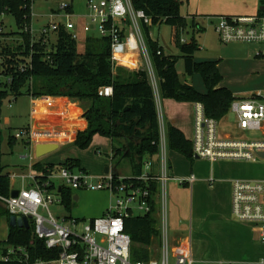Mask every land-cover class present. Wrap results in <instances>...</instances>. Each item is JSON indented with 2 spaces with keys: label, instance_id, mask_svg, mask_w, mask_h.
<instances>
[{
  "label": "built area",
  "instance_id": "1",
  "mask_svg": "<svg viewBox=\"0 0 264 264\" xmlns=\"http://www.w3.org/2000/svg\"><path fill=\"white\" fill-rule=\"evenodd\" d=\"M38 0H30L22 8L29 10L24 15V24L18 31H7L5 22L0 23V92L10 93L13 86V55L7 54L3 49L10 46H24L23 36L20 32L30 36V53L22 57L24 63L19 70L26 73L32 69L31 60L35 46L43 48L50 54L55 51L61 29L68 32L73 40H78L80 32L97 35L111 40V60L115 65L119 60H125L132 67L133 59L140 60L144 70L152 78L153 87L157 88V80L152 65L149 48L146 41L145 27L151 29L152 21L142 11L134 9L131 0H87V13L78 18L85 20L83 25L74 22L72 17L75 12H68L73 6L72 0H58L59 10L53 16L65 13V22H50L37 29L33 22V7ZM13 16L1 13L0 17ZM16 23V22H15ZM17 25V24H16ZM18 27V26H17ZM150 29V37L154 39ZM214 29L223 44H264V17L257 16H220L214 24ZM15 33V34H13ZM16 38V41H15ZM54 38L56 41L54 42ZM156 41V40H155ZM160 54V53H159ZM4 73V74H3ZM9 73V74H8ZM11 94V93H10ZM105 97L113 95V89H103ZM13 98L9 95L6 99H0V157L2 160L3 137V103ZM46 97H31L34 106L38 101ZM231 112L236 116L238 130L243 133H251L234 138L230 135H222L219 132V123L209 119L205 114V107L201 103H195V134L193 143L194 157L202 160H237L245 162H264L261 154H264V93L259 92L248 98L237 99L231 106ZM259 133L260 135H258ZM16 142L21 141L30 150L29 173H18L2 169L0 161V178L7 176L10 181V194L0 193V204L12 215L27 217L33 226L34 236L44 241L48 250L55 255L52 259H39L30 261L25 248H19L9 252L3 260H9L12 254L20 253L24 257L25 264H196L191 245L186 244L176 251L169 244V228L167 215L164 210L163 230L161 229L160 255L149 262H134L131 258L132 240L125 231V219L133 216L146 215L152 211L151 188L148 183L155 178L143 174L139 180V186L123 183L125 177H116L113 172L97 179L91 178L87 172L73 170L67 166H60V178L64 182L58 185L54 179V170L34 174L32 169L38 161L36 146L39 144L61 145L73 141L71 134L61 132L55 128L44 130L30 126L20 129L15 135L7 137ZM50 141V142H47ZM167 148L165 134H161L160 149L165 154ZM25 159L27 156L24 157ZM151 166L146 165L147 169ZM162 176L159 181L167 182L169 177L168 163L165 160L162 166ZM19 171V170H18ZM181 185H191L195 176L180 179ZM20 183V187L17 184ZM71 191L94 190L108 191L117 196L114 208H108L103 215L89 220L73 218L72 215H60L52 211V206L60 210L66 209L62 189ZM17 191L18 195L13 196ZM163 207L167 211L166 197ZM232 218L238 223L248 224L257 235L258 240L264 244V179L256 181H234L232 189ZM251 264H264V258Z\"/></svg>",
  "mask_w": 264,
  "mask_h": 264
},
{
  "label": "trees",
  "instance_id": "2",
  "mask_svg": "<svg viewBox=\"0 0 264 264\" xmlns=\"http://www.w3.org/2000/svg\"><path fill=\"white\" fill-rule=\"evenodd\" d=\"M30 0H0V14L7 13L13 16L18 29H22L24 15L29 10L22 7ZM73 1V0H72ZM134 9L142 11L152 21V27L161 25L173 29V40L180 51V56L166 55L158 41L150 37V27L144 31L149 48L152 65L158 78L160 94L163 99H173L179 102L201 103L205 107V114L209 119L221 123L229 115L232 104L238 99L232 91L221 87L223 75L218 62L197 63L195 53L199 50V43L195 35L187 42L182 41V33L190 26L192 29L199 25L196 18L189 24L181 14V8L188 0H131ZM258 15L264 17V0H258ZM71 6L68 12H73ZM202 31V30H200ZM85 46L78 49V40L61 29L58 44L47 60V53L43 48L35 46L31 60L32 69L26 73L19 70L24 63L22 57H27L32 48L30 36L20 32L25 45L4 47L7 54L13 55V86L10 93L0 92V99L9 95L18 98L23 94L30 97H67L85 104L84 117L88 127L80 131L73 145L80 149H87L94 137L99 135L112 142V163L120 164L127 161L130 176L125 177L123 183L139 186L146 165L150 158L160 153L161 130L157 114L154 90L148 73L144 70L140 60H132L134 67L125 60H119L114 65L111 60V40L97 35L82 32ZM15 34V33H13ZM160 53V54H159ZM184 61L185 77L193 78L196 72L200 73L206 86V93H199L191 83L181 82L176 68L178 61ZM4 74V73H3ZM9 74V73H8ZM1 76V70H0ZM111 87L113 95L105 97L103 89ZM10 139V147L16 145ZM167 146L170 151L177 152L189 161L194 162L193 143L184 133L175 126L167 129ZM1 161V157H0ZM2 162V161H1ZM61 166L73 170L85 171L79 160L68 159ZM2 169L4 166H1ZM56 166L38 162L34 168L47 172ZM5 168V167H4ZM114 176L120 177L117 171ZM151 180L152 211L146 215L133 216L125 219V231L132 240L131 258L134 262H149L150 248L155 241L161 246V230L157 218V196L159 195L158 177L148 174ZM0 193L10 194V181L7 176L0 178ZM64 205L69 214L72 213L75 202V193L70 189H62ZM12 215L0 204V219H8ZM33 226L29 228H12L6 242L0 241V250L3 256L9 253L6 246L17 250L25 248L30 261L52 259L54 253L48 250L44 241L34 236ZM3 257V258H4ZM0 264H25L24 257L12 254L9 260L0 259Z\"/></svg>",
  "mask_w": 264,
  "mask_h": 264
},
{
  "label": "rangeland",
  "instance_id": "3",
  "mask_svg": "<svg viewBox=\"0 0 264 264\" xmlns=\"http://www.w3.org/2000/svg\"><path fill=\"white\" fill-rule=\"evenodd\" d=\"M225 0H188L181 8V14L186 18L189 24L192 23L193 16L202 14V11L207 13L208 10H221ZM73 10L75 12L72 17L73 21L80 26L86 22L85 20L78 18L79 15L87 13V0H73ZM60 2L58 0H38L33 7V22L35 29L46 25L50 22H65V13L60 12L59 16H53L56 11L59 10ZM220 16H204L203 23L204 31L200 32L202 26H197L192 29L190 26L181 35L182 41H189L193 35H195L200 45L199 50L195 53V61L197 63L204 62H219L221 66L220 72L224 77L223 85L228 87L235 95L243 94H258L264 93V87L257 86L252 81V77H248L247 74L240 70L236 62L231 63L230 56H221L218 44H223L218 34L214 29V24ZM5 22L7 31H18V27L15 20L10 17H0V23ZM154 39L159 42V45L164 49L166 55L180 56V51L176 47L173 41V29L166 25L153 27L151 29ZM86 36L80 32L78 39V49L82 50L85 46ZM16 41V38H15ZM56 38H54V42ZM229 45V44H228ZM250 45V44H249ZM255 45V44H252ZM176 68L180 72L179 79L181 82L186 81L184 61L180 59L176 65ZM156 77V74H155ZM149 79L152 84V78L149 75ZM156 79H158L156 77ZM187 81L192 84L194 89L199 93H206V86L200 73L196 72L193 78H188ZM158 82V80H157ZM156 92L158 89L153 87ZM263 89V90H261ZM259 90V91H258ZM261 90V91H260ZM158 95L156 94V98ZM160 98H158V101ZM173 100V99H170ZM177 103H191V102H179ZM161 105V102L159 101ZM192 113L188 115V119L193 124V134L189 140L194 141L195 134V104L191 103ZM33 105L31 103V97L23 94L18 98L7 99L3 103L2 118H3V137H2V164L6 167L7 171L15 172L18 166H30L32 161L30 159V150L21 141H18L14 147H10L7 141V137L15 135L20 129L28 127L31 119V111ZM236 116L230 111L229 115L219 124V132L222 135H230L234 138L247 135L249 137L251 133H243L236 128ZM260 135L259 133H257ZM98 138V139H97ZM96 140L87 149H80L75 145L68 147H60L57 150H53L48 156H43V160H48L49 163L55 165L54 179L58 185L64 184L61 180L59 168L61 164L68 158H77L82 163V168L85 172L93 178L97 179L105 174L106 167H116L122 174H130V166L127 161H121L119 165L112 163V148L104 145L98 146L101 137H97ZM104 140V139H103ZM22 156H27L26 159H22ZM67 157V158H66ZM159 158L162 164L159 167L158 175L162 176L163 162L168 161V171L171 177L167 182L160 181L159 197L157 205V218L159 220V228L163 230L164 210L167 219L169 216V239L173 237V233L176 229L188 230L194 228V250L198 251L202 261H197L196 264H217V261H222L224 264H249V262H258L255 257H249L247 262L240 260H224L222 257V249L224 244L220 241L211 238L208 233L209 230L220 229L221 219L224 215L228 214V209L232 205V189L234 181H256L264 179V162H245L237 160H216L214 162L210 160H195L192 165L183 155L170 151L169 148L166 151V155L162 152L159 153ZM171 165V168L169 166ZM147 171V170H146ZM18 173H21L17 170ZM245 175H243V174ZM191 174H194L198 181L190 188L181 185L180 179H187ZM210 181L212 187H210ZM20 187V183L17 184ZM79 196V201H75L73 204L72 217L89 220L92 218L100 217L101 209L107 204L106 209L114 208L117 203V196L110 194L108 191H94V190H79L74 192ZM166 197V205L163 207V201ZM52 211L59 212L60 215H69L66 209L60 210L55 206H52ZM194 215V227L190 224V216ZM191 225V226H190ZM8 219H0V241L6 242L9 233ZM193 234V231H192ZM200 239L209 241V247L206 248L200 242ZM159 241H155L150 248V260L155 259L160 255L161 246ZM173 244V242H171ZM9 252L13 251V248L6 246ZM170 254L173 255L170 246ZM3 250H0V259H3ZM220 263V262H218ZM172 264H174L172 260Z\"/></svg>",
  "mask_w": 264,
  "mask_h": 264
},
{
  "label": "crops",
  "instance_id": "4",
  "mask_svg": "<svg viewBox=\"0 0 264 264\" xmlns=\"http://www.w3.org/2000/svg\"><path fill=\"white\" fill-rule=\"evenodd\" d=\"M258 10H259L258 0H225L222 5L221 10H208L206 11L207 13L202 11V14L193 16V18H196V21L199 24L200 21L203 23L204 18L202 17L204 16H257ZM199 26H202V25L199 24L198 27ZM200 30L204 31V27L202 26ZM218 47L220 49L221 56L229 55L231 63L236 62L240 70H242V72L247 74L248 77L249 76L252 77V81L255 84H257V86L264 87V44H255V45L250 44L249 45V44L233 43L229 45L228 44L226 45L218 44ZM218 67L220 70L221 66L219 64H218ZM178 74L181 75L179 71H178ZM223 81H224V77H223ZM222 83L220 86L226 87ZM157 89L158 90L156 92L154 91V95H155L157 114H158V119H159V124H160V130H161L160 133L165 134L166 143H167V129L170 125L175 126L178 129H180L184 133L186 138L189 140V138H191L193 134V124H192V121L188 119L189 113L190 112L192 113V109L190 108L192 104L191 103H177V102H174V100L163 99L160 94L159 82H157ZM156 94L158 95L157 97L160 98L159 101L161 102V105L159 104L158 98H156ZM233 95L236 98L241 99V98L251 97L255 95V93L243 94V95H235L233 93ZM84 106L85 104L80 103L76 100L67 98V97H46L43 101L41 102L38 101L35 104L34 106L35 113L32 114V111H31V115H30L31 119H30V123L28 127L34 126L35 128H44V130L55 128L61 132L71 134L74 137L73 141L69 143L65 142L59 145V148L68 147L70 145H73V143L75 142L77 138L78 133L80 131H84L88 127V122L86 118L84 117V113H85ZM97 137H101V136L99 135L95 136L94 140H96ZM99 140L102 142H99L98 146L100 145V143L101 145H104L103 144V141H104L105 146H110V148H112L111 140L105 137H101L99 138ZM47 142H50V141H47ZM167 149H168V146L166 148V151ZM166 151H165V155H166ZM48 155L49 154L45 156H48ZM24 157L25 156H22L21 158L25 159ZM43 159L44 158H38V161L36 162V164L38 162L52 164V163H49L48 160L44 161ZM68 159H77V158L68 157L62 164H64ZM149 160H150L149 163L151 164V166L149 169L145 167L144 173L151 174L153 176L160 174L159 167H160V164L162 163L160 161L159 154L155 155ZM195 160H202V159L194 157V162H191L189 160L188 161L191 162L193 165L195 163ZM81 166H82V163H81ZM169 166L171 168L170 164ZM29 167L30 166H18L16 167V170L29 173L30 172ZM109 169H110V172L117 171V173H119L121 176L131 175V173L124 175L121 172H119L116 167H113V166L109 167ZM32 171L34 174H37V175H39L42 172V171H38L35 168H33ZM130 172H131V169H130ZM191 176H195V175L191 174L189 177ZM197 181L198 179L195 176V181L193 182V184L191 185L187 184L184 186L192 188L196 184ZM213 182L214 181L209 182L210 187L214 186L212 185ZM159 186H160V183H159ZM158 197L159 195L157 196V205H158ZM79 199L80 198H78L77 201H79ZM106 208H107V204L101 209L102 213L100 214V216L105 213V211L107 210ZM167 222H168V226H170L169 216H168ZM220 223H221L220 229L217 228L216 230L215 229L209 230L208 233L211 235V238L220 241L221 244L222 243L224 244V247L222 249V257L225 261L226 260H240L242 262H247L249 260L248 259L249 257H255L257 261L264 258V244H262L258 240L257 235L255 234V232L252 230V228L248 224L238 223L233 220L232 205L230 207V211L228 209V214L222 217ZM190 224L191 225L193 224L192 225L193 227L195 225L193 214H191L190 216ZM186 231L187 230L185 229L184 231L179 230V229L175 230V232L173 233V237L171 238V241L169 239V244L171 246V249H174V251H176L180 248H183V246H186V244L190 243L193 258L195 262L197 263V261L198 262L202 261L200 260L202 259V257H200L198 251L194 250V242H195L194 228L188 230V233H186ZM192 231H193V234H192ZM171 242H173V244H171ZM200 242L206 248L209 247V241L206 242V240L200 239ZM251 263H254V262H249V264ZM217 264H224V263L222 261H217Z\"/></svg>",
  "mask_w": 264,
  "mask_h": 264
},
{
  "label": "water",
  "instance_id": "5",
  "mask_svg": "<svg viewBox=\"0 0 264 264\" xmlns=\"http://www.w3.org/2000/svg\"><path fill=\"white\" fill-rule=\"evenodd\" d=\"M59 148L56 144H39L36 146V155L38 158H41L47 154H50L53 152V150H57ZM52 151V152H51ZM261 156L264 158V154H261ZM106 174L110 173L109 167H106L105 169ZM18 192H13V196H17ZM78 196H75V201L78 200ZM9 225L12 228H29L30 222L27 217H20V216H11L9 220Z\"/></svg>",
  "mask_w": 264,
  "mask_h": 264
}]
</instances>
